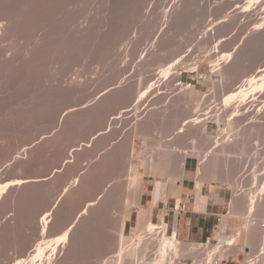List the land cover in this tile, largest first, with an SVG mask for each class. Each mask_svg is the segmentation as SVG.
Returning <instances> with one entry per match:
<instances>
[{"label":"rangeland","instance_id":"rangeland-1","mask_svg":"<svg viewBox=\"0 0 264 264\" xmlns=\"http://www.w3.org/2000/svg\"><path fill=\"white\" fill-rule=\"evenodd\" d=\"M0 1L5 2V4L10 3L9 5H12V6H15L17 3L19 4L18 0H14V1L13 0H0ZM12 1H13V4L11 3ZM168 2L169 0H118V1L117 0H110V1L108 0H105V1L104 0H79V1L78 0H49V2L48 0H46L44 1V4L47 3L48 6L44 5L45 6V8H43L44 10L47 7L51 6L52 9L51 8L46 9L47 12L50 13L54 10L53 12L56 13L58 11H61L62 20L66 18L65 21L60 20L61 22L59 24L61 26H59L60 28L57 27L58 28L57 31L59 32V29H61L62 31H60L56 36L58 38L57 39L58 41L56 42H58L59 44L57 43L51 46L50 54L40 53V56L34 58V54L32 53L30 56V52L32 48L33 49L35 48L34 47L35 41L39 33V30L35 28L34 26L30 25L29 22H26L28 23L29 27L28 26L25 27L27 25L25 23L24 24L25 26L22 27V30L19 29L17 30L18 32L15 31V33L14 32L9 33L7 34L8 37L6 36L2 38L3 41H1L0 43L1 44L0 50L2 51V49L4 48V52L2 51L3 54L1 53V56H0L1 58L0 62H2V59H3V64H0V184H1L0 186L4 187L3 189H5L4 190L5 192L7 183H8V187L10 188L11 184H16L15 179L18 180L17 182H21L25 184H23L24 186L23 185L17 186V187L15 186L16 188H13L11 190L12 192L11 191L9 192L10 195L7 194L6 196H4L5 199L4 197H1L0 199V264H13L15 260L21 259L27 256L29 253H31L37 240H39L43 236L44 237L54 236V234H57L61 232V230H64L65 227L74 218L76 212L79 211L83 207L84 202L92 196V190H89L90 192L89 191L84 192L83 190L81 191L79 189L76 190V192L73 191L62 199L58 208L55 209L53 216H52L53 213L51 212L52 214L45 213V214H42L41 217L39 218L40 214L43 211L47 210L49 207H52V205L58 199L61 189L67 180L68 171L64 173L60 178H54L47 182H38L36 180H39V179L41 180L42 177H44L55 166L60 165V163H62L64 158L68 156L69 148L73 144L86 139L90 135V133L93 132L95 129H100L104 127L106 125V120L104 119L106 118L107 114H111L113 112L120 113V115L122 113L125 114L129 110L128 109L129 104H131L132 101L135 99V98H132L135 96L134 95L135 93L133 92H135L136 87L135 89H133L134 86H138L137 84L143 83L142 81L145 82L149 80L152 76H153L152 78H154L155 71H158L159 67H161L162 69H165L167 65L169 66L174 65L176 68V71L179 73V76L177 77V81L174 82V84L181 81L180 82L181 87L184 88V86H186L185 88L187 90V86L189 85L192 88L193 91L190 94L189 96L190 99L188 101L190 102L192 100L194 106L200 107L201 109L200 112L203 114L201 119H207V121L212 120L211 122H207L208 123L207 125L209 127L208 132L211 135V137H216V138L221 137L219 136L221 129L219 128L218 123L216 122V119L218 118V116L216 117V113L218 114V112L219 114L221 112L223 117L225 116L223 112H226L225 113L226 115H229L233 112L241 114L239 118L233 121L232 125L229 126L227 124H223L224 130L226 129L232 130L233 133L238 131L241 124H245L247 122L257 121V120L258 121L262 120L261 122L264 121V92L257 93L256 95H250L244 101L242 106H238L239 103H236L227 110L224 109L225 107L222 108L220 104L221 97L226 92V90L228 91V89L224 88L223 85H225L226 87V84L224 81L222 82V84H220L221 78H223V74L217 71L219 68L223 67L227 63V62H224V60L223 62L221 60L219 61L218 59L220 56L219 52H225L229 50L235 44L239 43L242 37L244 38L246 36L247 40H245L244 43L240 42L239 44V46L241 45L239 49L244 50L246 46L248 45V42L250 43L253 40L252 39L251 41H249L252 37L250 36L251 28H253L255 24L261 20L262 17L264 18V10H261V13H259V5H254L251 8V11H248L243 16H237L235 12L237 13L238 12L240 13L241 11L243 12V10L246 9V6L248 7V4L251 2V0H183V1L171 0L169 2L170 4ZM176 7L178 8L176 9ZM179 7H181V9H184L185 11L181 10ZM173 8H175L178 13L180 10L183 11V12L180 11L181 14L183 13L186 16V17L183 16L184 18L182 17L181 21L180 20L178 21L179 22L177 23L178 25L174 23L176 22V20H174L175 19L174 16L176 15L175 13L177 12L175 11V9L173 10ZM63 9L65 12L63 11ZM47 12H45V14H47ZM166 15L168 16L166 17ZM169 15L171 16L168 19ZM219 17H220L219 19L220 21L218 20ZM73 19H75V22L73 21ZM224 19H226L227 21L224 22L225 21ZM238 19L240 20L238 21ZM149 20H150V23H149ZM220 22H223L221 26L218 25V23ZM91 24L92 26H90ZM84 25H85V28H84ZM145 25L146 27L148 26L150 27V29L148 30V32L150 33L149 35H148V32H146L147 29ZM225 25L226 27L230 26L232 29H230L228 33H225V35H223L222 30L225 27ZM75 28L77 31H75ZM83 29L89 30L88 33L90 32V34L88 35L86 39L82 41L79 35H81L80 33L81 31H83ZM145 33L147 34L144 35ZM158 36L160 38L159 39L160 42L158 45L160 47H158V53H157L160 55H156L158 58L154 57L155 58L154 59L152 57H149V58H146L144 62L142 63L139 62V58L137 57L140 56L143 50L145 51V48H148L155 40H157ZM59 37L61 38L60 40H59ZM253 37L255 36L253 35ZM6 43L9 45V47L7 46ZM79 44L82 45V47L79 46ZM76 46H77V49L75 48ZM137 49H139V51ZM246 49L243 55H246L247 54L246 51H249L248 47ZM252 49H251L252 52L249 51L251 54H249L248 52L249 55L247 54L246 56V57H249L251 55L249 57L250 59L248 58L250 61L246 62L247 64L249 63L248 66L245 67L246 71L238 72V75H239L238 82L236 81L238 85L236 84L237 85L235 86L236 88H239V86L245 83V81L248 78L252 76H258V75L264 74V59H263L264 58V42L260 46L252 48ZM242 50L237 51V53L239 52L242 53L243 52ZM136 52L138 54H136ZM9 55L11 56L9 57ZM119 55L120 56L122 55V56L120 57ZM237 56L238 54L235 55V59ZM4 58L6 61L4 60ZM150 58H152L153 60H151ZM45 61L47 64L45 63ZM127 61L129 62L130 66ZM157 61L159 63H157ZM12 64L13 65L15 64V65L13 66ZM139 64L140 66L138 67ZM143 64L146 65V67ZM147 64H148V68H147ZM10 66H12V72L9 71ZM31 68H34V69H31ZM143 68L144 70H142L141 72V69ZM150 68H151L150 70L151 72L149 71ZM153 68L155 69V71ZM136 70L137 71L139 70L138 72L140 73H138ZM27 72L29 73L27 74ZM127 72L132 73V76L130 75L132 78L128 76L127 78H125L126 80L124 79V81L126 82H123L122 84L123 88L121 87L120 89H118V92L121 89L122 91L119 92V94H117L118 92L116 93L119 96L117 98H115L116 95L115 97H113L115 99V100L113 99L115 102L112 101V98H111V101L112 103H114V105L110 103L105 108V110L100 111V112H103L102 118L101 117L96 118V116H94L95 117L94 118L92 116V117H89V119L87 118L88 119L87 120L86 116L88 114H85L84 112L88 113L89 112L87 111L88 109L93 108L92 110H94L96 107H98L100 105V100L97 101V99L98 98L100 99V97L104 95V92H106V90L112 88L111 85L115 84L118 80L119 81L123 80V77H125L124 75ZM218 73H221V75L220 74L218 75ZM127 75H129V73H127L126 76ZM118 77H120V79ZM12 80H14V82ZM170 82L168 81V85ZM174 84L169 85V86L173 89ZM180 86H178L177 88H174V90H171V89L166 90V91L163 90L164 92H167V94L164 92L163 94H166L165 96H168V98H166L164 95H162V97H165V99H170L172 97L171 96L172 93L175 94V95L172 94L173 95L172 98H174L176 95H177L176 96L177 98L182 97L185 94L184 92H186V90L185 88L183 90V88H181ZM49 87H51V90ZM129 89H132L133 92L130 90L131 91L130 94L131 93L133 94L129 95L128 93ZM123 91H126V92L124 93ZM168 92H170V94H168ZM204 92L206 94L208 93L207 97L205 98H203V94H202ZM185 95H187V93ZM93 98H96L95 101H97L93 105V107L90 106L87 108V110L86 109L83 111L81 110L82 112L80 111L75 114V115H79V119H80V120L78 119V121L80 122L79 125H77L78 123L76 122H74L76 123V125L74 123H71V118L70 119L67 118L64 122L63 127L62 126H61L62 128L60 127L59 123H61L60 119L62 117L61 116L62 114L65 115V113L69 112L72 108L79 106V105H82L83 107H85L84 105L90 102V100ZM159 99L156 98L152 101L151 104L155 103L154 105H151V104H150L151 106L150 105L146 106V104H143V105L145 107H148V109H157L160 103L162 104L161 106L163 107L164 105L165 106L167 105L166 101L164 100L162 101ZM134 101L135 102H133L132 104L136 105L137 100H134ZM157 101H162V102H157ZM14 105L16 106L14 107ZM32 106L35 108H33ZM123 106L124 108H121ZM137 108L139 110V108H141L140 105H138ZM144 108H141V109L148 110L147 108L146 109ZM118 109H119V112H118ZM120 109H123L122 112ZM124 109H128V110L125 112ZM132 109L134 110V112L137 111L136 106L135 108L132 107L130 110ZM133 110H132V113H133ZM142 110H141V115H139L140 111H138L139 113L138 112L136 114L134 113L136 116L138 114L137 117L139 119L134 114H133L134 116L132 114L129 115L128 114L129 111L126 113L128 117L130 116L128 119H121L122 121L116 119L114 122L115 132L113 131V134L111 136L112 137L117 136L114 138L118 139L123 136L124 127L126 129L131 128L125 131V139H128L131 136L132 131L134 130L135 126L137 125L135 124V122L136 123L141 122V121H137V119L140 120L141 116L147 113V111L142 113ZM82 113L83 115L85 114L84 115L85 119L83 118L84 120L81 119L82 117L80 118V116H83ZM204 114H205V117H204ZM120 115L117 114L115 118L117 117L119 118ZM214 115H215V118L212 117ZM131 116L135 118L133 119ZM209 117H210V120H209ZM205 123H206V120H205ZM254 124L251 123L250 125L253 126ZM234 135L236 136V134ZM254 136H252L251 138L248 137V140L247 138H245L243 143L239 142L242 146H238L239 143L237 144L236 142L235 146L237 147H234V148H237V149L233 150L234 149L233 148L232 151L228 154V156H226V158H222V159H225V162L229 160L228 167L224 165V168H227V169L229 168L228 170L231 171L230 174H233L235 177L234 180L235 179L237 180L238 178L237 180L238 183L236 182L237 192L235 193L234 191L235 189L234 190L231 189L233 190L231 191L232 194L233 193L236 194V196L234 194L232 203L230 205L231 209H230L229 216H232V217H235V216L237 217V215H240L239 213L237 214V212H239L238 208L240 206L244 207L242 202L244 198L246 197L245 196L246 194L249 195L250 193L251 195H253V193L254 194L258 193L257 191H259V189L262 190V188H264L262 187V185H264V174L259 176L257 180H255L254 178L256 175L260 173H264V133L262 131V133H259L255 137ZM135 139H136L135 147L139 151H142L143 149L145 150L146 143L142 142V139L140 137L135 138ZM244 144H247V145H244ZM120 150H121L120 154L122 155V151H123L122 148H120ZM244 150L245 152H243ZM239 151L241 154L239 153ZM88 152L93 153L94 150L82 151L80 155L81 156L87 155ZM142 152L145 154V151H142ZM248 153H250V155ZM189 155L192 159H197V156L193 152H190ZM125 157L123 158L122 156H118V157L111 159L110 162H108L107 164L108 166L110 164L109 169L112 168L111 170H114L116 172L117 170H120L123 166V163L125 162ZM256 159L258 161H256ZM134 161H135L134 166H137V163L139 162V160L134 159ZM223 162H224L223 160L222 162H220L221 167L218 165L219 167L217 168V170L225 172L226 169L223 168ZM252 162H254L253 163L254 165L252 164ZM107 165L106 163L100 164L99 166L101 167L100 173H102L103 170L106 171L105 169H107ZM239 165H242V166L240 167ZM246 168L248 170L247 174L245 172L247 171ZM72 170L73 168H71L70 171ZM243 174L244 175L246 174L248 176L245 175L246 177L245 176L241 177V175ZM249 174H251L250 175L251 177H249ZM239 177H241V179ZM29 178L31 179L33 178L32 181L33 182L36 181V183H33L31 179ZM35 178L37 179L35 180ZM251 178H254V180ZM19 179L24 180V182L20 181ZM11 181L13 183H9ZM29 181H30V184H29ZM123 183L124 182L116 184L114 187L116 190L114 188L111 190V192H115L117 191V189H119L118 191L119 193L110 192L111 193V194L109 193L110 197L108 196L107 198H105L106 201L102 200L103 205L101 203L100 206L98 205L94 207V209L90 211V214L84 215L80 219V223L77 225V229H75L76 231L73 232V235H72L73 239L71 238V241L68 244V247L66 249L68 250L67 253L65 252L66 254L62 255V257L60 255L59 258H57L58 260L54 259L52 264H58V263L59 264H100L106 256H109L111 254L115 255L114 252H116V254H119L121 249L127 247L132 242V241L130 242L131 238L132 240L135 239V235L137 237V235H144L145 231L148 232V229H149L148 227L150 225H155L158 228H164L165 227L164 225H167V227L164 228L165 230H168V232L165 233L166 235L165 237L167 239L173 238L172 236L173 230L177 231V228H175V226L172 224L173 216H170L169 214H167L164 209V202H163L164 200H162L161 204L159 205L152 201L153 203L150 205L144 204L143 206L141 205V207L140 206L137 207L135 206L138 203L136 199L137 197L136 198L132 197V196H135V194H133L134 192H132L133 191L132 188L131 187H129L130 189L124 188L123 186L126 184L125 183L123 184ZM44 185H45V188H44ZM2 187H0L1 189L0 192H3ZM129 193L130 194L132 193L131 197ZM21 194L23 195V197ZM121 195H123V197ZM262 197L263 196H261V198ZM129 198H132V199L134 198L135 200H133V202L136 201L135 202L136 204L133 202L132 204L129 203L132 200ZM233 200L235 201L233 202ZM258 200L260 201V203ZM15 201L18 203L16 204ZM257 201L259 204L256 206L257 207L256 214L254 213L255 215H253L254 217L252 216V218L255 220L256 223L259 224L261 221L259 218V215H262V212L264 211L263 210L264 203H262L264 202V200L261 201V199H257ZM5 202H7V204ZM9 202H10V205H9ZM110 206L112 209L110 208ZM16 207H19V208H16ZM149 209H152V214H149V212L146 211ZM235 212H236V215L234 214ZM49 215H51V218H53V220L49 217ZM245 216L246 215H244L243 218H245ZM47 219L52 220V221L50 220L51 222L49 221L51 224L48 222ZM256 219H259L260 221L258 222V220ZM39 220L41 224L40 228H39ZM45 220L47 221V223H45L46 222ZM262 220H264V218ZM42 224L50 225V226L48 225L50 227V229H48L49 232H46L47 229H44L46 233L42 231L43 229ZM258 224L256 226H258ZM39 230H40V233H39ZM223 231H225L223 221H220L218 223V227L216 229V233L213 238L215 240H212V244L209 246L208 249H206L205 246H202V243H205L206 241L199 242V243H187V242H183L182 240H180L177 236L178 242H180V244L182 243L183 244L182 248H184L182 249V252L181 251L180 252L183 254L185 252V254L183 255V258L184 256L185 258L183 259L182 254L179 252L178 254L179 256L177 257V260L181 261L182 264H197V263L205 264L207 261L206 258L207 257L210 258V252L214 248L220 249L221 248L220 246H222V250H224L225 248L226 249L228 248V249L227 250L225 249L226 251L224 250V252L220 249L222 253L220 252L219 254L217 252L218 255L216 253L214 255L216 256V259L219 258L218 260L220 264H258V263L263 264L264 263V260H263L264 258H262L263 256L253 258L252 255H250V254H254L255 251L257 253V249L260 248L259 242L256 246L255 243L253 245L250 244L251 243V240H249L250 238L249 239L244 238L240 240V237H237L235 235L236 232H232L229 238H223L224 236ZM235 236H236V241L234 245L231 246L229 249V247H227L226 244L229 241H232ZM251 246L253 247L251 248ZM254 247L256 249H254ZM187 254L190 255V257H188ZM125 264H133V262L128 259L126 260Z\"/></svg>","mask_w":264,"mask_h":264},{"label":"bare ground","instance_id":"bare-ground-1","mask_svg":"<svg viewBox=\"0 0 264 264\" xmlns=\"http://www.w3.org/2000/svg\"><path fill=\"white\" fill-rule=\"evenodd\" d=\"M14 1V0H13ZM13 1L11 2L12 4H13ZM44 1H46V0H18V2H19V4L17 5H15V6H12V5H9V4H5V2H3V1H0V43H1V41H3V39L2 38H4V37H6L7 36V34H9V33H12V32H14L15 33V31H17V30H19V29H21L22 30V27L23 26H25L24 24L26 23V22H29V24L30 25H32V26H34L35 28H37L38 30H39V33H38V35H37V37H36V41H35V48L33 49L32 48V50H31V52H30V56H31V54L33 53L34 54V58H36V57H38V56H40V53L42 54V53H45V54H50L51 52V46L54 44H57L58 42H56V41H58L57 39V34L60 32V31H62L61 29H59V32L57 31L58 30V28H60L59 26H61L59 23L61 22L60 20H62V17H61V15H62V13H61V11H58V12H47V10L46 9H50L51 8V6L50 7H47L45 10L43 9V8H45V6H48V4L46 3V4H44ZM79 1V0H78ZM105 1V0H104ZM108 1H110V0H108ZM118 1V0H117ZM171 0H169V2H170ZM181 1H183V0H181ZM48 2H49V0H48ZM135 2V1H134ZM168 2V3H169ZM176 2H178V1H176ZM188 2V1H187ZM110 3V2H109ZM125 3V2H124ZM180 3H182V2H180ZM51 4V3H50ZM63 4V3H62ZM65 4V3H64ZM170 4V3H169ZM184 4V3H183ZM213 4V3H212ZM45 5V6H44ZM68 5V4H67ZM81 5V4H80ZM82 5H84V4H82ZM102 5V4H101ZM106 5H107V3H106ZM105 5V6H106ZM132 5V4H131ZM143 5V4H142ZM144 5H146V4H144ZM174 5H176V4H174ZM254 5H259V13H261V10H264V0H251V2L248 4V7L246 6V9L245 10H243V12L241 11L240 13L238 12H235V14L237 15V16H243L245 13H247L248 11H251V8L254 6ZM44 6V7H43ZM77 6V5H76ZM133 6V5H132ZM180 6V5H179ZM183 6V5H182ZM222 6V5H221ZM69 7V6H68ZM71 7V6H70ZM101 7V6H100ZM114 7V6H113ZM134 7V6H133ZM166 7V6H165ZM189 7V6H188ZM77 8V7H76ZM138 8V7H137ZM178 7H176V9H177ZM180 9H181V7H179ZM187 8V7H186ZM185 8V9H186ZM52 9V8H51ZM101 9V8H100ZM175 8H173V10H174ZM176 9H175V11H176ZM179 9V10H180ZM188 9V8H187ZM194 9V8H193ZM109 10V9H108ZM129 10V9H128ZM165 10H166V8H165ZM181 10H183V11H185L184 9H181ZM180 10V11H181ZM197 10V9H196ZM49 11V10H48ZM51 11V10H50ZM57 11V10H56ZM63 11H64V9H63ZM71 11V10H70ZM80 11V10H79ZM99 11V10H98ZM97 11V12H98ZM151 11V10H150ZM163 11V10H162ZM168 11V10H167ZM166 11V12H167ZM170 11V10H169ZM179 11V13L177 12V13H175L176 15L174 16V20H176V22H174V23H179L178 21L180 20L181 21V19H182V17L183 16H185L183 13L181 14V12H183V11H181L180 12ZM192 11V10H191ZM45 12H47V14H45ZM65 12V11H64ZM113 12V11H112ZM142 12V11H141ZM165 12V11H164ZM174 12V11H173ZM69 13V12H68ZM117 13V12H116ZM120 13V12H119ZM161 13V12H160ZM168 13V12H167ZM185 13V12H184ZM254 13V12H253ZM258 13V14H259ZM65 14V13H64ZM148 14H149V12H148ZM157 14V13H156ZM156 14H155V16H156ZM191 14V13H190ZM249 14H251V13H249ZM47 16V18H46V16ZM68 15V14H67ZM97 15H98V13H97ZM104 15V14H103ZM116 15V14H115ZM114 15V16H115ZM173 15V14H172ZM45 16V17H44ZM64 16H66V15H64ZM63 16V17H64ZM149 16H151V15H149ZM168 15H166V17H167ZM170 16L171 15H169V17H168V19L170 18ZM188 16V15H187ZM100 17V16H99ZM112 17V16H111ZM146 17V16H145ZM152 17H153V15H152ZM186 17V16H185ZM233 17V16H232ZM72 18V17H71ZM87 18H88V16H87ZM95 18V17H94ZM138 18V17H137ZM149 18H151V17H149ZM160 18H161V16H160ZM163 18V17H162ZM184 18V17H183ZM234 18H235V16H234ZM263 18V17H262ZM261 18V20L260 21H258L256 24H255V26L253 27V28H251V34H250V36H252L253 37V35L255 36V37H251V39L249 40V41H251L252 39V41L249 43L248 42V45L246 46V48L248 47V49H249V51L250 52H252L251 51V49L252 48H255V47H258V46H260L263 42H264V18L262 19ZM66 19V18H65ZM65 19H63L62 21H65ZM111 19V18H110ZM173 19V18H172ZM220 19V17L218 18V20ZM232 19V18H231ZM79 20V19H78ZM90 20V19H89ZM104 20V19H103ZM141 20V19H140ZM155 20V19H154ZM159 20V19H158ZM166 20V19H165ZM225 21L224 22H226L227 20L226 19H224ZM240 19H238V21H239ZM69 21V20H68ZM73 21L75 22V19H73ZM72 21V22H73ZM92 21V20H91ZM95 21V20H94ZM109 21V20H108ZM115 21V20H114ZM145 21V20H144ZM152 21V20H151ZM161 21V20H160ZM220 21V20H219ZM222 21V20H221ZM231 21V20H230ZM235 21V20H234ZM249 21V20H248ZM31 22V23H30ZM70 22V21H69ZM97 22V21H96ZM104 22V21H103ZM119 22V21H118ZM146 22V21H145ZM153 22V21H152ZM158 22V21H157ZM169 22V21H168ZM65 23V22H64ZM77 23V22H76ZM93 23V22H92ZM135 23V22H134ZM149 23H150V20H149ZM159 23H161V22H159ZM158 23V24H159ZM223 22H220V23H218V25H220L221 26V24H222ZM229 23H231V22H229ZM27 25L25 26V27H27L28 26V23H26ZM142 24V23H141ZM171 24H172V22H171ZM175 24V25H176ZM235 24H237V23H235ZM246 24H247V22H246ZM63 25V24H62ZM72 25V24H71ZM80 25V24H79ZM78 25V26H79ZM103 25V24H102ZM147 25H149V24H147ZM169 25V24H168ZM178 25V24H177ZM184 25V24H183ZM224 25V24H223ZM228 25H230V24H228ZM227 25V26H228ZM242 25V24H241ZM66 26V25H65ZM90 26H92V24L90 25ZM101 26V25H100ZM106 26V25H105ZM143 26V25H142ZM29 27V26H28ZM58 27V28H57ZM75 27V26H74ZM80 27V26H79ZM87 27H88V25H87ZM145 27H146V25H145ZM157 27V26H156ZM172 27V26H171ZM177 27V26H176ZM175 27V28H176ZM62 28V27H61ZM84 28H85V25H84ZM90 28H92V27H90ZM89 28V29H90ZM94 28V27H93ZM103 28V27H102ZM132 28V27H131ZM166 28V27H165ZM170 28V27H169ZM221 28H223V27H221ZM26 29V28H25ZM25 29H23V30H25ZM28 29V28H27ZM34 29V28H33ZM66 29V28H65ZM133 29V28H132ZM146 29H147V31H146ZM146 29H145V31L146 32H148V30L150 29V27L148 26V27H146ZM178 29V28H177ZM176 29V30H177ZM230 29H232L230 26L229 27H226V25H225V27L223 28V30H222V34L223 35H225V33H228L229 32V30ZM29 30H31V29H29ZM63 30H64V28H63ZM101 30V29H100ZM141 30V29H140ZM219 30V29H218ZM217 30V31H218ZM66 31V30H65ZM70 31V30H69ZM75 31H77L76 30V28H75ZM88 31L89 30H87V29H83V31H81V35H79V37H80V39H82V41L84 40V39H86L87 37H88V35L90 34V32L88 33ZM94 31V30H93ZM157 31V30H156ZM155 31V32H156ZM168 31V30H167ZM18 32V31H17ZM72 32H73V30H72ZM92 32V31H91ZM154 32V33H155ZM213 32V31H212ZM216 32V31H215ZM221 32V31H220ZM14 33H13V35H14ZM69 33V32H68ZM76 33V32H75ZM96 33V32H95ZM125 33V32H124ZM142 33V32H141ZM157 33V32H156ZM67 34V33H66ZM70 34V33H69ZM147 33H145L144 35H146ZM150 33L148 32V35H149ZM213 34V33H212ZM216 34V33H215ZM71 35V34H70ZM77 35V34H76ZM147 35V36H148ZM164 35V34H163ZM210 35V34H209ZM12 36V35H11ZM32 36V35H31ZM59 36V35H58ZM125 36V35H124ZM171 36V35H170ZM8 37V36H7ZM66 37V36H65ZM90 37V36H89ZM134 37V36H133ZM136 37V36H135ZM137 37H139V36H137ZM142 37V36H141ZM160 37H161V35H160ZM209 37V36H208ZM158 39L157 40H155L148 48H145V51L143 50L142 52H141V54H140V56L139 57H137V58H139V62H144L145 61V59L146 58H149V57H152V58H156L157 56L156 55H160V54H157L158 53V47H160V46H158L159 45V36L157 37ZM163 38V37H162ZM18 39V38H17ZM21 39V38H20ZM61 38L59 37V40H60ZM80 39H78V40H80ZM123 39V38H122ZM121 39V40H122ZM132 39V38H131ZM76 40H77V38H76ZM163 40V39H162ZM245 40H247V37L245 36L244 38L242 37L241 38V40H240V42L241 43H244V41ZM23 41V40H22ZM68 41H70V40H68ZM75 41V40H74ZM86 41V40H85ZM90 41V40H89ZM141 41H142V39H141ZM9 42V41H8ZM11 42V41H10ZM72 42V41H71ZM88 42V41H87ZM92 42V41H91ZM96 42H97V40H96ZM95 42V43H96ZM209 42V41H208ZM240 42L239 43H237V44H235L232 48H230L229 50H227V51H225V52H219V54H220V56H219V61L221 60L222 62H223V60H224V62H227L223 67H221V68H219L217 71L218 72H221L222 74H223V78H221V83L220 84H222V82L224 81L225 82V84H226V87H225V85H223L224 86V88H226V89H228V91L226 90V92L223 94V96L221 97V102H220V104H221V106H222V108H224V109H229V108H231L234 104H236V103H239L238 104V106H242V104L244 103V101L250 96V95H256L257 93H261V92H264V88H263V86H264V74H261V75H258V76H252V77H250V78H248L246 81H245V83H243L241 86H239V88H236L235 86H237L238 84H237V82H238V72H243V71H246L245 69V67L246 66H248V64L246 63L247 61L249 62L250 60V56L249 57H246L247 56V54H248V52L249 51H246V55H243L244 54V51H245V49L244 50H242L243 52L242 53H237V51H241L239 48H240V46H239V44H240ZM4 43V42H3ZM17 43V42H16ZM20 43V42H19ZM65 43V42H64ZM73 43V42H72ZM79 43V42H78ZM80 43H82V42H80ZM84 43V42H83ZM90 43V42H89ZM94 43V42H93ZM172 43V42H171ZM7 44V43H6ZM5 44V45H6ZM12 44V43H11ZM15 44V43H14ZM21 44V43H20ZM19 44V45H20ZM59 44V43H58ZM63 44V43H62ZM110 44V43H109ZM133 44V43H132ZM168 44V43H167ZM210 44V43H209ZM1 45V44H0ZM4 45V44H3ZM16 45H18V44H16ZM65 45V44H64ZM74 45V44H73ZM93 45V44H92ZM213 45V44H212ZM215 45H217V44H215ZM228 45V44H227ZM244 45V44H243ZM7 46L9 47V45L7 44ZM60 46V45H59ZM79 46H81L82 47V45H80L79 44ZM95 46V45H94ZM110 46V45H109ZM209 46H211V45H209ZM27 47V46H26ZM71 47V46H70ZM73 47V46H72ZM98 47V46H97ZM137 47V46H136ZM217 47V46H216ZM11 48V47H10ZM14 48V47H13ZM55 48V47H54ZM76 49H77V46L75 47ZM135 48V47H134ZM165 48V47H164ZM24 49V48H23ZM22 49V50H23ZM62 49V48H61ZM84 49V48H83ZM117 49H119V48H117ZM218 49V48H217ZM64 50V49H63ZM93 50V49H92ZM138 51H139V49H137ZM247 50V49H246ZM253 50V49H252ZM2 51L4 52V48L2 49ZM2 51L0 50V56H1V53H2ZM7 51V50H6ZM115 51V50H114ZM137 51V52H138ZM159 51H160V49H159ZM163 51V50H162ZM196 51V50H195ZM218 51V50H217ZM19 52V51H18ZM26 52V51H25ZM53 52V51H52ZM61 52V51H60ZM64 52V51H63ZM65 52H66V50H65ZM112 52V51H111ZM129 52V51H128ZM135 52V51H134ZM136 52V54H138ZM249 52V54H251ZM11 53V52H10ZM20 53H22V52H20ZM27 53V52H26ZM26 53H24V54H26ZM29 53V52H28ZM70 53V52H69ZM102 53V52H101ZM3 54V53H2ZM58 54V53H57ZM67 54V53H66ZM73 54V53H72ZM104 54V53H103ZM121 54V53H120ZM236 54H238V56L236 57V59H235V55ZM248 54V55H249ZM6 55H7V53H6ZM18 55V54H17ZM59 55V54H58ZM69 55V54H68ZM74 55V54H73ZM118 55V54H117ZM11 55H9V57H10ZM16 56V55H15ZM22 56V55H21ZM26 56V55H25ZM24 56V57H25ZM28 56V55H27ZM33 56V55H32ZM44 56H46V55H44ZM48 56V55H47ZM120 56V55H119ZM122 56V55H121ZM120 56V57H121ZM14 57V56H13ZM49 57H50V55H49ZM93 57V56H92ZM104 57H106V56H104ZM162 57V56H161ZM7 58V57H6ZM27 58V57H26ZM55 58V57H54ZM57 58V57H56ZM70 58V57H69ZM152 58H150L151 60H153ZM154 58V59H155ZM158 58V57H157ZM216 58V57H215ZM249 58V59H248ZM9 59V58H8ZM7 59V60H8ZM114 59V58H113ZM149 59V60H150ZM264 59V58H263ZM0 60H1V58H0ZM4 60H5V58H4ZM12 60V59H11ZM10 60V61H11ZM31 60V59H30ZM69 60V59H68ZM122 60V59H121ZM163 60V59H162ZM212 60H214V59H212ZM6 61V60H5ZM10 61H9V63H10ZM15 61V60H14ZM20 61V60H19ZM36 61H37V59H36ZM41 61V60H40ZM60 61V60H59ZM73 61V60H72ZM155 61V60H154ZM128 62V61H127ZM126 62V63H127ZM134 62V61H133ZM156 62V61H155ZM161 62V61H160ZM259 62V61H258ZM6 63H8V62H6ZM14 63V62H13ZM21 63V62H20ZM30 63V62H29ZM34 63V62H33ZM32 63V64H33ZM45 63H46V61H45ZM57 63V62H56ZM66 63V62H65ZM119 63V62H118ZM147 63V62H146ZM152 63V62H151ZM157 63H159L158 61H157ZM157 63H156V65H157ZM0 64H3V59H2V62H0ZM42 64V63H41ZM47 64V63H46ZM64 64V63H63ZM128 64H129V62H128ZM131 64H133V63H131ZM149 64V63H148ZM148 64H147V68H148ZM224 64V63H223ZM9 65H11V64H9ZM13 65V64H12ZM15 65V64H14ZM13 65V66H14ZM17 65V64H16ZM39 65V64H38ZM53 65V64H52ZM56 65V64H55ZM124 65V64H123ZM127 65V64H126ZM144 65V64H143ZM167 65V64H166ZM252 65V64H251ZM26 66V65H25ZM29 66V65H28ZM129 66H130V64H129ZM140 66V64L138 65V67ZM145 67H146V65H144ZM169 65H167L166 66V68L165 69H162L161 67H159L158 68V71H155V69H154V71H155V76H154V78H150L149 80H147V81H142L143 83H140V84H137L138 86H134V88L133 89H135V87H136V89H138V90H136L135 89V92H133L132 91V89H129L128 90V93H129V95H131V94H133V93H135L133 96L134 97H132V98H135L134 100H137V104H146V106H148V105H150L152 102L151 101H153L154 99H159L160 97H161V99L163 98L162 97V95H166L167 94V92H164V91H166V90H174V88H177L178 86H180V82H178V83H175L174 84V82H176L177 81V77L179 76V73L176 71V68H175V66L173 65H171V66H169ZM194 66V65H193ZM254 66V65H253ZM3 67H4V65H3ZM2 67V68H3ZM48 67V66H47ZM57 67V66H56ZM66 67V66H65ZM123 67V66H122ZM137 67V66H136ZM150 67V66H149ZM157 67V66H156ZM196 67V66H195ZM6 68V67H5ZM124 68H125V66H124ZM255 68V67H254ZM10 70V72H12V66H10V68H9ZM21 69V68H20ZM31 69H34V68H31ZM41 69V68H40ZM50 69V68H49ZM64 69V68H63ZM138 69H140V68H138ZM146 69V68H145ZM6 70V69H5ZM142 70H144V68L143 69H141V72H142ZM151 70V68L149 69V71ZM195 70H196V68H195ZM44 71V70H43ZM49 71V70H48ZM112 71V70H111ZM137 71V70H136ZM139 71V70H138ZM137 71V72H138ZM149 71H148V73H149ZM2 72V71H1ZM55 72V71H54ZM132 72V71H131ZM131 72H127V73H129V75H127L126 76V74L127 73H125V77H123V80H121V81H117L115 84H113V85H111L112 86V88H110V89H108V90H106V92H104V95H102L101 97H100V99L98 98L97 100H100V104H104V106L103 107H105L106 105H109L110 103L111 104H113L114 105V103H112V101H114L115 99L113 98V97H115V95H116V97L115 98H117L119 95H117V94H119V92H121L122 91V89L118 92V89H120L123 85V82H126V81H124V79L125 78H127L128 76H132V73ZM134 72H135V70H134ZM151 72V71H150ZM29 72H27V74H28ZM138 73H140V72H138ZM221 73H218V75L220 74L221 75ZM9 74V73H8ZM56 74V73H55ZM134 74V73H133ZM144 74V73H143ZM4 75V74H3ZM26 75V74H25ZM57 75V74H56ZM115 75V74H114ZM140 75V74H139ZM146 75V74H145ZM9 76V75H8ZM11 76V75H10ZM28 76V75H27ZM26 76V77H27ZM119 76V75H118ZM130 76V77H131ZM143 76V75H142ZM147 76V75H146ZM150 76V75H149ZM7 77V76H6ZM115 77V76H114ZM145 77V76H144ZM4 78V77H3ZM16 78H18V77H16ZM59 78V77H58ZM119 79H120V77H118ZM132 78V77H131ZM130 78V79H131ZM146 78V77H145ZM144 78V79H145ZM22 79V78H21ZM25 79V78H24ZM31 79V78H30ZM176 79V80H175ZM48 80V79H47ZM56 80V79H55ZM73 80V79H72ZM117 80V79H116ZM126 80V79H125ZM129 80V79H128ZM154 80V81H153ZM172 80V81H171ZM175 80V81H174ZM3 81V80H2ZM13 82H14V80H12ZM21 81V80H20ZM77 81V80H76ZM168 81L170 82L169 83V85H172V84H174V87H173V89L168 85ZM237 81V82H236ZM24 82V81H23ZM26 82V81H25ZM52 82V81H51ZM65 82V81H64ZM64 82H63V84H64ZM114 82H115V80H114ZM139 82V81H138ZM213 82V81H212ZM72 83V82H71ZM10 84V83H9ZM78 84V83H77ZM76 84V85H77ZM80 84V83H79ZM127 84V83H126ZM133 84V83H132ZM237 84V85H236ZM58 85V84H57ZM69 85V84H68ZM75 85V86H76ZM260 85V86H259ZM26 86V85H25ZM48 86H50V85H48ZM214 86V85H213ZM222 86V85H221ZM64 87V86H63ZM85 87V86H84ZM128 87V86H127ZM181 87V86H180ZM186 86H184V88H185ZM236 89H235V88ZM15 88V87H14ZM50 88V90H51V87H49ZM56 88V87H55ZM123 88V87H122ZM181 88H183V87H181ZM184 88H183V90H184ZM223 88V87H222ZM261 88H263V89H261ZM35 89V88H34ZM37 89V88H36ZM59 89H60V87H59ZM64 89H66V88H64ZM125 89V88H124ZM180 89V88H179ZM55 90V89H54ZM133 92V93H131L130 94V92L131 91ZM164 90V91H163ZM185 90H186V88H185ZM3 91V90H2ZM43 91V90H42ZM41 91V92H42ZM53 91V90H52ZM192 88L188 85L187 86V90H186V92H184L185 94L187 93V95H183L182 97H174V98H172L173 97V95L172 94H174V93H172L171 94V98L173 99H165V97L166 98H168V96H165L164 97V101H166V103H167V107H169L171 104H172V106H174L175 105V107L176 106H179V109L176 107V108H174V109H177V110H179V112H180V110H182V107L183 108H185V109H191L190 111H188L187 112V114L189 113V112H191V114H189V116L186 118L185 116H181V117H183L184 119L186 118V120H185V122H184V124L182 125V126H178V127H180L179 128V130H177L176 129V131H178V137H181V136H187V139H189V140H197V138L198 137H200V136H202V135H207V133H208V130H209V127H208V123L207 122H211V121H207V119H201V117L203 116V114L200 112L201 111V109H200V107H198V106H194L193 107V109L192 108H190V107H188V106H186V104H188L189 103V96H190V94L192 93ZM225 91V90H224ZM9 92V91H8ZM37 92V91H36ZM68 92V91H67ZM118 92V93H117ZM124 93L126 92V91H123ZM163 92L164 93H166V94H163ZM13 93V92H12ZM26 93V92H25ZM32 93V92H31ZM60 93V92H59ZM117 93V94H116ZM19 94V93H18ZM62 94V93H61ZM123 94V93H122ZM121 94V95H122ZM127 94V93H126ZM168 94H170V93H168ZM203 94V98H205V97H207V94L204 92V93H202ZM120 95V96H121ZM175 95V94H174ZM72 97V96H71ZM130 97V96H129ZM75 98H77V97H75ZM111 98H112V101H111ZM154 98V99H153ZM94 99V101H95V99L96 98H93ZM93 99H91L90 101H92ZM109 99H110V101H109ZM114 99V100H113ZM35 100V99H34ZM103 100V101H102ZM117 100V99H116ZM132 101V103L133 102H135V101ZM160 100V99H159ZM162 100V101H163ZM255 100V99H254ZM162 101H157V102H162ZM62 102V101H61ZM115 102V101H114ZM42 103V102H41ZM89 103V102H88ZM117 103H119V102H117ZM132 103H131V105H132ZM40 104V103H39ZM53 104V103H52ZM59 104V103H58ZM116 104V103H115ZM136 104V105H137ZM155 103H153V104H151V105H154ZM134 105L135 104H133V107H134ZM135 105V106H136ZM150 105V106H151ZM181 105H183V106H181ZM16 105H14V107H15ZM39 106V105H38ZM44 106V105H43ZM96 106V105H95ZM100 106V105H99ZM98 106V107H99ZM165 106V105H164ZM185 106V107H184ZM33 107V106H32ZM93 107V106H92ZM102 107V106H101ZM125 107H127V106H125ZM145 107V106H144ZM144 107H141V108H144ZM164 108V109H168V108ZM181 107V108H180ZM186 107H188V108H186ZM192 107V106H191ZM2 108V107H1ZM33 108H35V107H33ZM82 108H84V107H82ZM121 108H124V106L123 107H121ZM135 108V107H134ZM141 108H139V110H138V108L136 107V109H137V111L136 112H134V110H133V113H132V110H130L129 108V110L128 109H124L125 110V112L127 111L128 112V114L129 115H133L134 113L136 114L138 111H140V114L139 115H141ZM148 109V107H145L144 109ZM173 108V107H172ZM171 108V109H172ZM219 108V107H218ZM9 109V108H8ZM93 109V108H92ZM92 109H88L87 110V108H86V110L87 111H89L88 113L87 112H84L85 114H88L87 116H86V119L88 118L89 119V117H92L93 115H94V113L96 114V113H99L101 110H103L104 108H102L101 110H98V108H96L97 110L96 111H93ZM100 109V108H99ZM141 109V110H140ZM169 109H170V107H169ZM24 110V109H23ZM31 110V109H30ZM75 110V109H74ZM79 110H81V109H79ZM85 110V109H84ZM90 110H92V111H90ZM95 110V109H94ZM113 110V109H112ZM121 110V112H122V110L123 109H120ZM149 111L150 110H153V109H148ZM148 110H142V113L143 112H146L147 111V113H145V115L146 114H148L149 113V111ZM233 110V109H232ZM12 111V110H11ZM29 111V110H28ZM70 111H73V110H70ZM69 111V112H70ZM77 111V110H76ZM83 111V110H82ZM81 111V112H82ZM163 111V110H162ZM169 111V110H168ZM184 111V110H183ZM193 111V112H192ZM217 111V110H216ZM19 112H21V111H19ZM26 112V111H25ZM92 112V113H91ZM118 112H119V110H118ZM126 112V113H127ZM151 112V111H150ZM153 112H154V110H153ZM153 112H151V113H153ZM170 112V111H169ZM172 112V111H171ZM178 112V111H177ZM178 112V113H179ZM186 112V111H185ZM185 112H180V115H184V113ZM201 114H200V113ZM222 112H223V110H222ZM126 113L124 114V113H122L123 115H126ZM139 113V112H138ZM156 113V112H155ZM155 113L154 114H152V115H155ZM166 113V112H165ZM174 113H175V111H174ZM173 113V114H174ZM224 113V117L222 116V113L220 112V114H219V112H218V114L216 113V117L218 116V118L216 119V122L218 123V126H219V128L221 129L220 131V134H219V136H221V137H219V138H216V137H210V139H211V141H212V144L210 145L211 147H208L210 150H206V148H207V146H206V148H205V151H206V153L204 152V150H202V151H200V152H203V153H205V155H200V163H199V165H198V174L200 173V172H202L201 171V168L203 167V165H206L207 163H208V165H210V167H212V169L213 168H218L219 166H220V162H222V160L224 161L223 162V168H224V165H226V167H228V165H229V160L228 161H226L225 162V159H222V158H226V156H228V154L232 151V149L234 148V147H237V146H235L236 145V142H237V144L239 143V142H241V143H243L244 142V140H245V138H247V140H248V137H252V136H256V135H258L259 133H262V131H263V133H264V124H263V122H261L262 120H260V121H250V122H247V123H245V124H241V126L239 127V129H238V131H236L235 133H233L232 132V130H224L223 129V124H227V125H232V123H233V121H235V119H237V118H239L240 117V115L241 114H238V113H236V112H233V113H231V114H229L228 112V114L229 115H226L225 113L226 112H223ZM4 114V113H3ZM6 114V113H5ZM66 114V113H65ZM76 114V113H75ZM84 114V115H85ZM100 114H101V112H100ZM120 115V113H116V115ZM120 115V117L118 118H115V119H117V120H120V121H122L121 119H123L124 118V116L123 115ZM134 114V115H135ZM164 114V113H163ZM166 114H169V113H166ZM166 114L165 115H162V112H161V114L158 112V115H162V116H164V117H167L166 116ZM210 114H212V113H210ZM73 115V114H72ZM80 115H81V113H80ZM82 115H83V113H82ZM80 116V118L82 119V120H84L85 119V116ZM99 115V114H98ZM133 115V116H134ZM145 115H142V116H145ZM151 115V114H150ZM150 115L148 116V117H150ZM151 115V117H153ZM7 116V115H6ZM24 116V115H23ZM27 116V115H26ZM62 117H61V119H60V121L62 122V120H63V117H64V115L62 114L61 115ZM126 116H128V115H126ZM133 116H131L132 118H133ZM136 116V115H135ZM137 116H138V114H137ZM136 116V117H137ZM141 116V117H142ZM176 117H177V114L175 115ZM187 116V115H186ZM34 117V116H33ZM72 117V116H71ZM94 117V116H93ZM98 117V116H97ZM100 117V116H99ZM140 117V116H139ZM158 117V116H157ZM169 117H171V115L169 116ZM204 117H205V114H204ZM208 117V116H207ZM212 117H214L215 118V115L214 116H212ZM259 117V116H258ZM2 118H3V116H2ZM67 118H69V117H67ZM73 118V117H72ZM84 118V119H83ZM95 118V117H94ZM114 118V117H113ZM135 118V117H134ZM133 118V119H134ZM138 118V117H137ZM136 118V119H137ZM156 118V117H155ZM182 118V119H183ZM254 118V117H253ZM29 119V118H28ZM65 119V118H64ZM78 119H79V115H77V117H75L74 116V119L71 121V122H76V123H78L77 125H79V121H78ZM87 119V120H88ZM139 119V118H138ZM137 119V121H139ZM146 119V118H145ZM164 119H166V118H164ZM179 119V118H178ZM181 119V118H180ZM259 119V118H258ZM260 119H262V118H260ZM4 120V119H3ZM80 120V119H79ZM81 120V121H82ZM105 120V119H104ZM147 120V119H146ZM146 120H144V121H146ZM148 120H152L151 118L150 119H148ZM147 120V121H148ZM154 120V119H153ZM167 120V119H166ZM205 120H206V123H205ZM209 120H210V117H209ZM255 120V119H254ZM78 121V122H77ZM93 121V120H92ZM96 121V120H95ZM99 121V120H98ZM114 121V120H113ZM127 121V120H126ZM157 121V120H156ZM162 121V120H161ZM176 121V120H175ZM181 121V120H180ZM204 121V122H203ZM64 122H65V120H64ZM64 122H62V123H64ZM115 122V121H114ZM150 122V121H149ZM24 123V122H23ZM76 123H74L75 125H76ZM122 123V122H121ZM120 123V124H121ZM128 123V122H127ZM129 123H130V121H129ZM146 123V122H145ZM145 123H141V124H143L142 126H140V128H137L136 129V131H135V128H134V130L133 131H135V134L134 135H142L143 136V132H144V128H145V126H144V124ZM151 123H153V122H151ZM150 123V124H151ZM156 123H158V122H156ZM179 123V122H178ZM251 123H256V124H254L253 126H251L250 124ZM60 124V123H59ZM135 124H137L136 122H135ZM154 124V123H153ZM152 124V125H153ZM182 124V123H181ZM7 125V124H6ZM64 125V124H63ZM112 125H114V124H112ZM146 125V124H145ZM163 125V124H162ZM166 125V124H165ZM81 126V125H80ZM97 126H98V124H97ZM137 126V125H136ZM135 126V127H136ZM149 126H151V125H149ZM148 126V127H149ZM248 127V129H247V127ZM249 126H250V128H249ZM66 127V126H65ZM71 127V126H70ZM165 127V126H164ZM177 127V128H178ZM234 127V126H233ZM237 127V128H238ZM13 128V127H12ZM146 128H147V125H146ZM166 128V127H165ZM236 128V129H237ZM246 128V129H245ZM11 129V128H10ZM57 129V128H56ZM59 129V128H58ZM68 129V128H67ZM148 129V128H147ZM174 129V128H173ZM6 130V129H5ZM72 130V129H71ZM76 130V129H75ZM87 130V129H86ZM113 130V129H112ZM129 130V129H128ZM146 130V129H145ZM149 130H150V128H149ZM163 130V129H162ZM161 130V131H162ZM169 130V129H168ZM234 130V129H233ZM81 131V130H80ZM114 131V130H113ZM155 131V130H154ZM175 131V130H174ZM173 131V132H174ZM69 132V131H68ZM115 132V131H114ZM151 132V131H150ZM173 132H172V134H173ZM2 133V132H1ZM15 133V132H14ZM23 133V132H22ZM25 133V132H24ZM95 133V132H94ZM134 133V132H133ZM146 133V136L148 135L147 133L148 132H145ZM168 133V135H169V132H167ZM19 134V133H18ZM64 134V133H63ZM116 134V133H115ZM150 134V133H149ZM175 134V133H174ZM173 134V135H174ZM234 134H236V136L234 135ZM99 135V134H98ZM108 135V134H107ZM128 135V134H127ZM131 135H133V134H131ZM168 135L166 134V139H167V137H168ZM61 136V135H60ZM91 136V135H90ZM104 136V135H103ZM102 136V137H103ZM106 136V135H105ZM144 136H145V134H144ZM176 137H177V135H175ZM254 136V137H255ZM12 137V136H11ZM97 137V136H96ZM114 137H117V136H114ZM132 137V136H131ZM134 137V136H133ZM172 136H170V140L171 139H173V138H171ZM175 137V138H176ZM208 136H206L205 138H207ZM4 138V137H3ZM89 138V137H88ZM105 138V137H104ZM174 138V141H176V139ZM69 139V138H68ZM78 139V138H77ZM107 139V138H106ZM131 139V138H130ZM165 139V138H164ZM180 138H178V140H179ZM76 140V139H75ZM102 140H103V138H102ZM182 140H184V139H182ZM202 140V139H201ZM208 140V139H207ZM250 140V139H249ZM111 141V140H110ZM123 141V140H122ZM203 141V140H202ZM97 142V141H96ZM99 142V141H98ZM117 142V141H116ZM129 143H132V139L131 140H129L128 141ZM164 142V141H163ZM162 142V143H163ZM173 142V141H172ZM172 142H170V143H172ZM183 142V141H182ZM184 142H186V140L184 141ZM201 142V141H200ZM205 142V141H204ZM209 142H210V140H209ZM209 142H207L206 143V145L209 143ZM246 142V141H245ZM250 142V141H249ZM46 143V142H45ZM53 143V142H52ZM107 143V142H106ZM114 143V142H113ZM122 143V142H121ZM134 143V142H133ZM161 143V142H160ZM191 143V142H190ZM195 143V142H194ZM193 143V141H192V143L191 144H194ZM203 143V142H202ZM247 143H248V141H247ZM102 144H104V143H102ZM164 144V143H163ZM165 144H167V143H165ZM164 144V145H165ZM173 144V143H172ZM178 144V143H177ZM176 144V145H177ZM184 144V143H183ZM185 144H187V142L185 143ZM184 144V145H185ZM188 144H189V142H188ZM187 144V145H188ZM197 144V143H196ZM85 145V144H84ZM88 145V144H87ZM106 145V144H105ZM118 145V144H117ZM159 145V144H158ZM161 145V147L160 148H162V144H160ZM164 145H163V148H164ZM170 146H171V144H169ZM176 145H173V147L174 146H176ZM179 145V144H178ZM187 145H186V147H187ZM199 145V144H198ZM198 145H196L197 147H198ZM203 145H205L204 143H203ZM203 145L201 144L199 147H203ZM209 145V144H208ZM244 145H247V144H244ZM36 146V145H35ZM91 146V145H90ZM103 146V145H102ZM132 146H133V144H132ZM132 146H130V147H132ZM170 146H168V149H171L170 148ZM180 146H182V145H180ZM180 146H178V147H180ZM238 146H242L240 143H239V145ZM89 147V146H88ZM95 147V146H94ZM105 147V146H104ZM114 147H116V146H114ZM157 147V146H156ZM166 147V146H165ZM177 147V146H176ZM177 147V149H179ZM184 147L185 146H183L182 148L184 149ZM185 147V148H186ZM192 147V146H191ZM195 148L194 149V151H196V149H198V148ZM205 147V146H204ZM93 148V147H92ZM158 148H159V146H158ZM162 148V149H163ZM193 148V147H192ZM242 148V147H241ZM81 149V148H80ZM79 149V150H80ZM99 149H101V148H99ZM107 149V148H106ZM155 149V148H154ZM162 149H161V151H162ZM167 148H164V150H168ZM173 149H175V147L174 148H172V150ZM176 149V150H177ZM182 149V151H181V148L179 149V150H177L176 151V153H177V155H181V153H180V151L181 152H183V153H187V152H184L185 151V149L183 150ZM201 149V148H200ZM199 149V150H200ZM203 149V148H202ZM235 149H237V148H234L233 150H235ZM238 149H239V147H238ZM5 150V149H4ZM67 150V149H66ZM75 150V149H74ZM133 150V149H132ZM156 150H157V148H156ZM160 150V149H159ZM159 150H157V151H159ZM163 150V151H164ZM171 150V151H172ZM110 151V150H109ZM119 151H121V150H117L116 152H115V154H117ZM134 151V150H133ZM162 151V152H163ZM169 151V150H168ZM189 151H190V149H189ZM193 151V152H194ZM114 152V151H113ZM132 152V151H131ZM156 152V151H155ZM165 152V151H164ZM198 152V151H197ZM199 152V153H200ZM236 152V151H235ZM242 152V151H241ZM243 152H245V150L243 151ZM135 153V152H134ZM147 153H149V152H147ZM171 153V152H170ZM169 153V154H170ZM196 153V152H195ZM202 153V154H203ZM233 153H234V151H233ZM239 153H240V151H239ZM133 154V153H132ZM159 154V153H158ZM161 154V153H160ZM168 154V152L166 151V154L165 155H163V154H161L162 155V157L161 156H159V155H157V152H156V155H157V157L155 156V157H153V158H157L158 159V157H161V159L163 158V156L165 157L166 155L168 156L169 155ZM174 154H175V150H174ZM197 154V153H196ZM241 154V153H240ZM249 155H250V153H248ZM73 155V154H72ZM141 155V154H140ZM145 155V154H144ZM148 155V154H147ZM147 155H145V156H147ZM153 155H155V154H153ZM152 155V156H153ZM234 155V154H233ZM247 155V154H246ZM85 156V155H84ZM137 156V155H136ZM135 156V157H136ZM138 156H139V153H138ZM144 156V157H145ZM149 156V155H148ZM152 156H149V157H151L150 158V162L152 161V160H154L155 161V159H152ZM171 156V155H170ZM174 155H172V157H169V158H174L173 157ZM182 156V155H181ZM201 156H202V158H201ZM33 157V156H32ZM118 157V156H117ZM142 157V156H141ZM179 158H180V156H178ZM182 157H186V156H182ZM181 157V158H182ZM236 157H238V156H236ZM249 157H251V156H249ZM166 158V157H165ZM169 158H166V161H167V159H168V161H169ZM246 158V157H245ZM98 159V158H97ZM139 159H140V157H139ZM152 159V160H151ZM156 159V160H157ZM176 159H177V157H176ZM222 159V160H221ZM234 159V158H233ZM244 159V158H243ZM248 159V158H247ZM255 159V158H254ZM19 160V159H18ZM131 160H132V156H131ZM141 160H143V159H141ZM140 160V161H141ZM147 160V159H146ZM160 160V159H159ZM159 160H158V162H159ZM172 160V159H171ZM171 160H170V163L169 164H171L172 165V162H171ZM174 160V159H173ZM180 160V159H179ZM179 160H178V164H179ZM185 161L187 160V159H184ZM235 160V159H234ZM260 160V159H259ZM128 161V160H127ZM144 161H145V158H144ZM149 161H147L148 163H149ZM154 161H152V162H154ZM161 161V160H160ZM166 161H164V162H166ZM181 161L182 160H180V165H181ZM232 161V160H231ZM256 161H258L257 159H256ZM68 162V161H67ZM85 162V161H84ZM91 162V161H90ZM103 162V161H102ZM110 162V161H109ZM146 162V163H147ZM158 162H156L158 165H156L155 164V162H154V165H156V167L155 168H157V166H159L160 164L158 163ZM164 162L162 163L163 164V166H164ZM173 162H176V161H173ZM240 162V161H239ZM242 162V161H241ZM255 162V161H254ZM254 162H252V164L254 163ZM262 162V161H261ZM87 163V162H86ZM98 163V162H97ZM145 163V162H144ZM145 163V164H146ZM167 163V162H166ZM177 163H175V164H177ZM182 163H183V161H182ZM237 163V162H236ZM257 163V162H256ZM91 164V163H90ZM144 164V166H145V168H146V165ZM153 164V163H152ZM174 164V165H175ZM185 163H183V165H184ZM187 164V163H186ZM231 164V163H230ZM243 164V163H242ZM25 165V164H24ZM75 165V164H74ZM84 165V164H83ZM86 165V164H85ZM97 165V164H96ZM125 165V164H124ZM151 165V164H150ZM219 165V166H218ZM254 165V164H253ZM109 166H110V164H109ZM114 166V165H113ZM143 167L144 168V166L143 165H140L139 167ZM148 166V168H150V166L149 165H147ZM166 166V165H165ZM168 166V165H167ZM207 166V165H206ZM232 166H234V165H232ZM240 167L242 166V165H239ZM28 167V166H27ZM82 167V166H81ZM138 167V168H139ZM141 167V168H142ZM151 167H152V169H153V165H151ZM172 167V166H171ZM180 167V166H179ZM221 167V166H220ZM238 167V166H237ZM239 167V168H240ZM253 167V166H252ZM255 167V166H254ZM164 168V169H163ZM162 169L163 170H167V168H165V167H163ZM168 168H169V166H168ZM183 168V167H182ZM209 168V167H208ZM230 168H231V166H230ZM243 168V167H242ZM245 168V167H244ZM112 169V168H111ZM152 169H151V172H152ZM159 170L161 169V168H158ZM173 169V168H172ZM175 169H177L176 167H175ZM179 169H181V168H179ZM178 169V170H179ZM204 169H205V167H204ZM224 169H226V170H228L227 168H224ZM78 170V169H77ZM98 170V169H97ZM137 170V177H132L133 179H134V182H135V178H141L142 176H140L139 174H138V169H136ZM169 170V169H168ZM182 170V169H181ZM181 170H180V172H178V173H181ZM202 170H203V168H202ZM225 170V171H226ZM244 170V169H243ZM246 170H247V168H246ZM40 171V170H39ZM94 171V170H93ZM104 171V170H103ZM102 171V172H103ZM108 171V170H107ZM114 171V170H113ZM118 171V170H117ZM155 171V170H154ZM162 171V170H161ZM177 171V170H176ZM204 171V170H203ZM210 171H212L211 169H210ZM217 171V170H216ZM261 171V170H260ZM21 172V171H20ZM133 172V171H132ZM134 172H136V171H134ZM133 172V174H135ZM158 172V170H156V173ZM164 172V171H163ZM218 172H219V170H218ZM228 172V171H227ZM229 172H231V171H229ZM243 172V171H242ZM246 172V174H247V172H248V170L247 171H245ZM257 172V171H256ZM255 172V173H256ZM85 173V172H84ZM153 173V172H152ZM159 173H160V171H159ZM164 173H167V171L166 172H164ZM177 173V172H176ZM207 173H208V171H207ZM233 173V172H232ZM250 173V172H249ZM254 173V174H255ZM86 174H88V173H86ZM106 174V173H105ZM162 175H163V173H161ZM201 174V173H200ZM215 174V173H214ZM226 174V173H225ZM238 174V173H237ZM245 174V175H246ZM262 174H264V173H260V174H258V175H256L254 178H255V180H257L258 179V177L259 176H261ZM167 175V174H166ZM170 176H171V173L169 174ZM179 175V174H178ZM183 175V174H182ZM211 173H210V177H211ZM244 174L243 175H241V177L243 176H245ZM251 174H249V177H251L250 176ZM106 176V175H105ZM146 176V175H145ZM154 176H155V173H154ZM169 176V177H170ZM217 176H218V174H217ZM227 176H230V178H231V180H232V182H233V179H232V177L233 178H235L234 177V175L232 174V177H231V175H229V174H227ZM246 176H248V175H246ZM245 176V177H246ZM126 177V176H125ZM157 177V176H156ZM160 177V176H159ZM164 177V176H163ZM182 177V176H181ZM225 177V176H224ZM241 177H239L240 179H241ZM75 178V177H74ZM116 178H117V176H116ZM130 178H131V175H130ZM130 178H128V179H130ZM139 178V179H140ZM203 178V177H202ZM218 178V177H217ZM229 178V179H230ZM254 178H251V179H253L254 180ZM29 179H31V178H29ZM33 179V178H32ZM32 179H31V181H32ZM37 178H35V180H36ZM76 179H78V178H76ZM133 179H131V180H133ZM142 179V178H141ZM229 179H227L228 180V182H231V180L229 181ZM246 179V178H245ZM20 180V179H19ZM28 180V179H27ZM40 180V179H39ZM39 180H36V181H39ZM79 180V179H78ZM78 180H76V182L78 183L79 181ZM83 180H84V178H83ZM101 180V179H100ZM175 180V179H174ZM207 180V178L205 179V181ZM237 180H238V178H237ZM237 180L235 179V181L233 182V185L231 186L230 185V187H231V189H235L234 191H235V193L237 192L236 191V182H237ZM250 180V179H249ZM252 180V181H253ZM14 181V180H13ZM15 181H16V184H11V186H10V188L8 187V183H7V187H6V191L4 192V190L5 189H3L4 187H2V186H0V187H2V191L4 192H0V199H1V197H4V196H6L7 194H9V192L13 189V188H16L17 186H22L23 184H25V183H21V182H17L18 180H16L15 179ZM20 181H23L24 182V180H20ZM25 181H26V179H25ZM35 181V182H36ZM97 181H98V179H97ZM122 181V180H121ZM128 181V180H127ZM140 182H141V180H139ZM143 181V180H142ZM209 181V180H208ZM240 181V180H239ZM245 181V180H244ZM28 182V181H27ZM33 182V181H32ZM31 182V183H32ZM129 182H132V181H129ZM139 182V184H138V182H137V184L135 183V185L133 184V183H129L128 185H129V187H131L132 188V190H130V191H132V192H134L133 194H135V196H132V197H137L136 199H137V202H138V199H141L140 198V196L138 195V194H140V193H142L141 192V190H140V188H139V190H140V192H138L139 190H138V185H141V183ZM219 182V181H218ZM242 182H243V180H242ZM255 182V181H254ZM258 182V181H257ZM9 183H13L12 181L11 182H9ZM34 183V182H33ZM32 183V184H33ZM74 183V182H73ZM85 183V182H84ZM117 183V182H116ZM125 183V182H124ZM123 183V184H124ZM211 183V182H210ZM226 183V182H225ZM238 183V182H237ZM27 184V183H26ZM29 184H30V181H29ZM96 184H98V183H96ZM107 184V183H106ZM111 184V183H110ZM239 184H240V182H239ZM1 185V184H0ZM28 185V184H27ZM39 185V184H38ZM128 185H127V187H128ZM16 186V187H15ZM24 186V185H23ZM84 186V185H83ZM113 186V185H112ZM119 186V185H118ZM209 186V185H208ZM237 186H238V184H237ZM260 186H261V184H260ZM69 187V186H68ZM126 187V186H125ZM141 187V186H140ZM242 187V186H241ZM240 187V188H241ZM262 187H264V185H262ZM44 188H45V185H44ZM88 189H89V187H87ZM91 188V187H90ZM104 188H106V187H104ZM239 188V187H238ZM43 189V188H42ZM111 189V188H110ZM115 189V188H114ZM1 190V189H0ZM15 190V189H14ZM106 190V189H105ZM116 190V189H115ZM233 190H231V191H233ZM67 191V189H65L64 190V192H66ZM103 191V190H102ZM119 191V189H117V191H115V192H118ZM12 192V191H11ZM41 192V191H40ZM85 192V191H84ZM87 192V191H86ZM90 192V191H89ZM107 192V191H106ZM115 192H111V193H115ZM121 192V191H120ZM124 192V191H123ZM258 193H256V194H254L253 193V195H251L250 193H249V195H245L246 197L244 198V200H243V205H244V207H239L238 208V210H239V212H237V214L239 213L240 215H237V217H238V220H239V223H238V226H237V230H236V236L237 237H240V240L241 239H244V238H250L249 240H251V243L250 244H256V246H257V244H258V242L260 243V248L259 249H257V253H256V251H255V253L254 254H250V255H252V257L253 258H257V257H260V256H263L262 258H264V220H262L264 217V211L262 212V215H259V218H260V220L259 219H256V220H258V222L260 221V225L258 224V223H256L255 222V220L252 218V216L253 215H255L256 214V209H257V205L260 203V201H259V203H258V201H257V199H261V201H263L264 200V188H262V190L261 189H259V191H257ZM102 193H104V191L102 192ZM110 193V194H111ZM119 193V192H118ZM200 193H202V192H200ZM200 193L199 192H197V194H198V196L200 197V196H202V194L200 195ZM234 193V194H235ZM25 194V193H24ZM35 194V193H34ZM40 194V193H39ZM65 194V193H64ZM109 194V195H110ZM132 194V193H131ZM131 194H130V197H131ZM10 195V194H9ZM8 195V196H9ZM22 195V194H21ZM27 195V194H26ZM78 195V194H77ZM104 195H107L106 193H104ZM128 195V194H127ZM137 195V196H136ZM141 195V194H140ZM19 196V195H18ZM35 196V195H34ZM74 196V195H73ZM115 196V195H114ZM113 196V197H114ZM122 197H123V195H121ZM129 196V195H128ZM139 196V197H138ZM235 196H236V194H235ZM261 196H263L262 198H261ZM22 197H23V195H22ZM29 197V196H28ZM62 197V196H61ZM64 197V196H63ZM98 197H100V196H98ZM102 197V196H101ZM108 197V196H107ZM110 197V196H109ZM112 197V198H113ZM8 198V197H7ZM39 198V197H38ZM125 198V197H124ZM4 199H5V197H4ZM24 199V198H23ZM115 199H117V198H115ZM123 199V198H122ZM126 199V198H125ZM124 199V200H125ZM129 199H132V198H129ZM20 200V199H19ZM33 200V199H32ZM43 200V199H42ZM71 200V199H70ZM99 200V199H98ZM101 200V199H100ZM102 200H103V198H102ZM104 200H105V198H104ZM111 200V199H110ZM114 200V199H113ZM133 200H135L134 198L131 200V204H132V202H133ZM235 200H237V199H235ZM235 200H233V202L235 201ZM3 201V200H2ZM5 201H7V200H5ZM28 201V200H27ZM66 201V200H65ZM76 201V200H75ZM94 201V200H93ZM106 201V200H105ZM108 201V200H107ZM115 201V200H114ZM256 201H257V203H256ZM16 202V201H15ZM57 202H59V199H58V201ZM86 202H87V200H86ZM96 202V201H95ZM100 202V201H99ZM117 202V201H116ZM136 202V201H135ZM135 202H133V203H135ZM6 204H7V202H5ZM18 202H16V204H17ZM93 203V202H92ZM102 203V205H103V202H101ZM105 203V202H104ZM107 203H109V202H107ZM130 203V202H129ZM236 203V202H235ZM262 203H264V202H262ZM13 204V203H12ZM20 204V203H19ZM37 204V203H36ZM58 204V203H57ZM96 203H93V204H90V205H88V206H84L85 208H83V209H81L82 210V212L80 213V215L82 216V215H88V214H90V211L92 210L91 209V206H93V205H95ZM136 204V203H135ZM9 205H10V202H9ZM54 205V204H53ZM134 205V204H133ZM237 205H239V204H237ZM240 205H242V204H240ZM65 206V205H64ZM100 206V205H99ZM109 206V205H108ZM115 206V205H114ZM131 206V205H130ZM135 206H140L138 203L135 205ZM234 206V205H233ZM96 207V206H95ZM262 207V206H261ZM16 208H19V207H16ZM22 208V207H21ZM110 208H111V206H110ZM260 208V207H259ZM9 209V208H8ZM94 209V208H93ZM102 209V208H101ZM112 209V208H111ZM235 209V208H234ZM4 210V209H3ZM264 210V209H263ZM9 211V210H8ZM17 211V210H16ZM95 211V210H94ZM103 211V210H102ZM105 211V210H104ZM233 211V210H232ZM11 212V211H10ZM99 212V211H98ZM53 213V212H52ZM52 213H50V214H52ZM96 213V212H95ZM102 213V212H101ZM255 213V214H254ZM79 214V213H78ZM97 214V213H96ZM100 214V213H99ZM106 214V213H105ZM152 214V213H151ZM232 214V213H231ZM235 215H236V212L234 213ZM259 214V213H258ZM257 214V215H258ZM53 215V214H52ZM93 215V214H92ZM230 215V214H229ZM244 215H246L245 216V218H243L244 217ZM16 216V215H15ZM99 216V215H98ZM101 216V215H100ZM260 216H262V217H260ZM17 217V216H16ZM49 217L51 218V215H49ZM236 217V218H237ZM254 217V216H253ZM256 217H258V216H256ZM76 218H78V217H76ZM10 219V218H9ZM52 220H53V218H51ZM50 219V220H51ZM79 219V220H78ZM78 219H74L73 221V223L72 224H68L69 226H67L64 230H62L61 231V233H57V234H54L55 236H43L42 238H40L39 240H37V242L35 243V246L33 247V250L31 251V253H29L27 256H25V257H23V258H21V259H17V260H15V262L13 263V264H52L53 263V260L54 259H57V258H59V256L61 255V257H62V255H64V254H66L67 253V251L68 250H66L67 249V247H68V244L70 243V241H71V238H72V235H73V232L74 231H76L75 229H77V225L80 223V218H78ZM48 220V219H47ZM50 220H48V222L50 221ZM51 220V221H52ZM254 220V221H253ZM46 221V220H45ZM50 221V222H51ZM49 222V223H50ZM45 223H47V221L45 222ZM51 224V223H50ZM54 224V223H53ZM52 224V225H53ZM86 224V223H85ZM167 224V223H166ZM258 224V226H256ZM49 225V224H48ZM48 225H45V224H42V226H43V229H42V231H44V229H47L46 230V232H48L49 230V226ZM165 226V227H164ZM163 227L164 228H166L167 227V225H164ZM45 227V228H44ZM53 227V226H52ZM57 227V226H56ZM149 229H148V232H144V235H137V237H136V235H135V239H133L132 240V238H131V240H130V244L127 246V247H125V248H123V249H121V251H120V253L119 254H116V252H114V254L115 255H113V254H111V255H109V256H106L104 259H103V261L100 263V264H125V262H126V260H131L132 262H133V264H182V262L181 261H179V260H177V257L179 256L178 254H179V252L181 251L182 252V249H184V248H182V243L180 244V242H178V239H177V232H176V230L174 231L173 230V233H172V236H173V238H171V239H167L165 236V233H167L168 232V230H165L164 228H158V227H156L155 225H150L149 227H148ZM161 229V230H160ZM81 230V229H80ZM79 230V231H80ZM262 231V232H261ZM45 232V231H44ZM45 232V233H46ZM87 233V232H86ZM95 234V233H94ZM79 235H80V233H79ZM236 236L234 237V239L232 240V241H229L227 244H226V246L227 247H229V249H230V247L231 246H233L234 245V243H235V241H236ZM75 238H76V236H75ZM74 238V239H75ZM79 238V237H78ZM255 238V239H254ZM73 239V238H72ZM254 239V240H253ZM75 242V241H74ZM247 243V242H246ZM249 244V243H248ZM249 244V245H250ZM191 246V245H190ZM255 246V247H256ZM202 247V246H201ZM200 247V248H201ZM221 248V250H222V246H220ZM225 247V246H224ZM224 247H223V249H224ZM253 246H251V248H252ZM254 247V249H256ZM186 248V247H185ZM200 248H198V249H200ZM193 249V248H192ZM197 249V250H198ZM203 249H205V248H203ZM219 248L217 249V248H214L211 252H210V258L209 257H207L206 259L208 260H213V254H217L218 255V253L220 254V252L222 253V251L224 252V250L226 249H224V250H220ZM228 249V248H227ZM226 249V250H227ZM244 249V248H243ZM191 250V249H190ZM220 250V251H219ZM225 250V251H226ZM196 251V250H195ZM228 251H230V250H228ZM232 251V250H231ZM240 251V250H239ZM66 252V253H65ZM180 252V253H181ZM218 252V253H217ZM244 252V251H243ZM186 253H187V251H186ZM196 253V252H195ZM227 253V252H226ZM247 253V252H246ZM251 253V252H250ZM182 254V258H183V255L185 254V252H184V254L183 253H181ZM190 254V253H189ZM198 254H199V252H198ZM197 254V255H198ZM188 255V254H187ZM186 255V256H187ZM192 255H193V253H192ZM222 255V254H221ZM66 256V255H65ZM209 256V255H208ZM226 256V255H225ZM188 257H190V255H188ZM193 257V256H192ZM191 257V258H192ZM220 257V256H219ZM66 258V257H65ZM65 258H64V260H65ZM181 258V257H180ZM184 258H185V256H184ZM183 258V259H184ZM219 259V258H218ZM58 260V259H57ZM62 260V259H61ZM264 260V259H263ZM263 260H261V261H263ZM60 262V261H59ZM198 262V261H197ZM262 263V262H261ZM59 264V263H58ZM198 264V263H197ZM259 264V263H258ZM264 264V263H263Z\"/></svg>","mask_w":264,"mask_h":264},{"label":"crops","instance_id":"crops-1","mask_svg":"<svg viewBox=\"0 0 264 264\" xmlns=\"http://www.w3.org/2000/svg\"><path fill=\"white\" fill-rule=\"evenodd\" d=\"M168 93H170V92H168ZM163 99H164V97L162 99L160 97V100H163ZM97 101H94V100L90 101L89 103L84 105L85 106L84 108H82L83 107L82 105H79V106H76V107L72 108L71 110H73V111L67 112L64 115L62 122H64V120H66L67 117H69V119L71 118V121H72L74 119V116L75 117L77 116V115H75V113L80 112L81 110H84V109H86V108H88L90 106H93ZM138 105H140V107L144 106L142 104H138ZM138 105H136V107H138ZM161 105L162 104L160 103L158 105L157 109H153L154 112H153V110H150L153 113H151L149 111L148 114H146L145 116L141 117V119L139 120L141 122L137 123V126L135 127V131H136L137 128H140V126L143 125L141 123H145L146 122L145 124L147 125L148 129L146 128V125L144 124L145 128H144L143 136L141 134L140 135H134L135 131H132V134H133V135H131L132 137L130 136L128 139H125V131L128 130V129H131V128H127L126 129L124 127V130H123L124 134H123L122 137H120L118 139H115L114 137H112L111 135L113 134V130H114V125H112V124H114V121L116 120L115 119L116 112H113L111 114H107V116L105 118L106 125L104 127L100 128V129H95L93 132L90 133L91 136L89 135L88 136L89 138L87 137L86 139L81 140L78 143L73 144L69 148L68 156L64 158L62 163H60V165H58V166H55L44 177H42V179L40 181H38V182H47V181H50V180H52L54 178H60L64 173H66L68 171L67 172V175H68L67 176V180H66L65 184L63 185V187L61 189V192H60V194L58 196L59 202H57L58 201V199H57L56 202L54 203V205H52V207H49L47 210L43 211L40 214L39 218L41 217L42 214H45V213L53 212V215H54V211H55V209L58 208V206H59L60 202L62 201V199L65 196L69 195L71 192H73V191L76 192V190H78V189L81 190V191L82 190L83 191L92 190V196L89 199H87V202L86 201L84 202V205H83V207L81 209L85 208L86 206H88L90 204L96 203L95 205L91 206V209L93 210V208L95 206H98V205L101 204L102 198L104 200V198H107V196H109V193L115 187L116 184L125 182L126 185H124L123 187L124 188H129V185H128L129 183H133L135 185V183L137 184V182L139 184V182H140L139 180H141V182H140L141 185H138V190L140 188V190L142 192V193H140L141 195L138 194L140 196V198H141V199H138V204L140 205V207H141V205L143 206L144 204L150 205L153 202L157 203L159 205V204H161L162 200H164L163 202L169 201L171 207L179 206L181 203H187V205H188V213L186 215H183V216L179 217V218H177V216H173V218H172V224L175 226V228H177V231H176L177 232V236L183 242L199 243V242H205L208 238H212L213 239L214 235L216 233V228L218 227V223L220 221H223V225H224V229H225V231H223L224 232L223 238H229L231 236L232 232H236V230H237L236 228L238 226L239 220L236 218V216L235 217L229 216L230 209H231L230 205L232 203V199H233V196H234V193L232 194L231 187H230V185L231 184L233 185V182L235 181L234 178L232 177V174H230L229 170H227L228 172H226V171L225 172H223V171H219L218 172L217 168H213L212 169V167H210V165H208V163L206 164L207 166L203 165L202 168H203L204 171L201 168L202 172H200L201 174L200 173L198 174V165L200 163V159L199 158H200V155H205L206 146H207L206 150H210L208 147H211L210 145L212 144V141L210 139L211 135L208 132L207 135H202V136L198 137L196 141L192 140L193 143L195 142L194 144H191L192 141L187 139V136L186 137L185 136L184 137L183 136L178 137V134H177L178 131H176V129L179 130L180 127H178V126H182L184 124L186 118L189 116V114H191V112H189L188 114H187V112L190 111L191 109L189 110V109H185V108L182 107V110H180V112L181 111L182 112L186 111V112L184 113V115L183 114L180 115L179 110L174 109L176 107L179 109V106L175 107V105L172 106V104H171L169 106L170 109H163L166 106L163 107ZM103 106H104V104H100V106L96 107V108H98V110H101L102 108H104L103 110H105V108L108 105H106L105 107H103ZM181 106H183V105H181ZM186 106H188V107L193 109L194 104H193L192 100L188 104H186ZM132 107H133V104L132 105L129 104L128 108L131 109ZM134 107H135V105H134ZM169 107H167V108H169ZM188 107H186V108H188ZM96 108L93 111H96L97 110ZM79 109H81V110H79ZM103 110H101V111H103ZM174 111H175V113H174ZM158 112L160 114L162 112V115H165L166 113H169V114H166L167 117H164L162 115H158ZM102 113L103 112H101V114H100V112L96 113V114L94 113L93 116H96V118H97V116L98 117L100 116L102 118ZM154 113H155V115H152ZM150 114L153 117H151ZM176 114H177V117L175 116ZM126 115L124 116L123 119H128L130 117V116L128 117ZM149 115H150V117H148ZM170 115H171V117H169ZM181 116H185L186 118L184 119ZM145 118L147 120L151 118L152 120H148L147 121ZM164 118H166L167 120L164 119ZM144 120H146V121H144ZM62 122L60 123V127L61 126L63 127L64 123H62ZM151 122H153L154 124L151 123ZM156 122H158V123H156ZM71 123H73V122H71ZM149 125H151V126H149ZM149 128H150V130H149ZM145 132H148L147 136H146ZM167 132H169V135H168ZM172 132H173V134L174 133L175 134L173 135ZM144 134H145V136H144ZM166 134L168 135L169 138H170V136H172L171 138H173V137L175 138L176 137L175 135H177V137H176L177 139L175 138L176 141H174V138L170 140L167 137V139H166ZM206 136H208V137L205 138ZM138 137H140L142 139V142L146 143V149L142 150V151H145V155L148 154L149 156H152L153 154H155V155L152 156V159H155L153 157H155V156L157 157V155L162 157L161 154L165 155L166 151H167L168 154L171 152L168 156L172 157V155H174L173 156L174 158H169L166 155L165 157L169 158V161H168V159L166 161V158L164 156H163L162 159H161V157H158V159L156 158L157 160L155 159V161L151 159L152 161L155 162L156 165H158L156 162H158L159 159L161 160V161L159 160V162H158L160 165L157 166V168H155L156 165H154V162H152V161L150 162L149 161L151 157H149L148 155L145 156L142 151H139L135 147V142H136L135 138H138ZM102 138H103V140H102ZM130 138L132 139V143L128 142L129 140H131ZM178 138H180V139L178 140ZM182 139H184V140H182ZM185 140H186L187 144L189 142L188 145L185 144L186 143V142H184ZM209 140H210V142H209ZM162 142L164 144L165 143H167V144L164 145ZM170 142H172L173 144L170 143ZM202 142L205 145H203ZM207 142H209L208 143L209 145L208 144L206 145ZM102 143H104V144H102ZM132 144H133V146H132ZM160 144H162V148H163V145H164V148H167V149H168V146H170L169 144H171L170 148L171 147L172 148L175 147V149H173V150H172V148L168 149L169 151L168 150H164V148L163 149L160 148L161 147ZM201 144L203 145V147L202 146L199 147ZM173 145H176L177 147L182 145V146L178 147L179 149L181 148V151L183 149L182 147L183 146L186 147V145H187L186 148L184 147V149H185L184 152H187V153H183V152L180 151L181 155L182 156L184 155L186 157H182L181 155H177V153L179 151L177 153H176V151L179 150V149H177L176 146L173 147ZM196 145H198V147ZM114 146H116V147H114ZM130 146H132V147H130ZM158 146H159V148H158ZM196 147L198 149H196V151H194V149ZM99 148H101V149H99ZM120 148H122V150H123L122 151V155L120 154V151L117 154H115V152L117 150H120ZM156 148H157V150H159V149L160 150L157 151ZM161 149H162V151L164 150L165 152L164 151L162 152ZM189 149H190V151H189ZM87 150H94V152L93 153L92 152H88L87 155H85V156H81L80 155L82 151H87ZM174 150H175V154H174ZM202 150H204L205 153L200 152ZM155 151L157 152V155H156ZM147 152H149V153H147ZM190 152H193L197 156V159H192L190 157V155H189ZM138 153H139V156H138ZM117 156H122L123 158L125 156L126 157H125V162L123 163L122 168L116 172V171H113V170L109 169L110 167L107 164H108V162L111 159H113V158H115ZM131 156H132V160H131ZM178 156H180V158ZM139 157H140V159H139ZM176 157H177V159H176ZM144 158H145V161H144ZM201 158H202V156H201ZM134 159H138L139 160V162L137 163V166H134V164H135L134 163L135 162ZM141 159H143V160H141ZM179 159L182 160L183 163H185V164L183 165V163L181 161V165H180V160ZM184 159H187V160L185 161ZM170 160L172 162V165L169 164ZM178 160H179V164L177 163ZM147 161H149V163ZM164 161H166L167 163L164 162ZM173 161H176V162H173ZM144 162L145 163L147 162L146 164L149 165L150 168H148V166ZM163 162H164V166L162 164ZM103 163H106L107 169H105L106 171H103L102 173H100V168L101 167H99V166H100V164H103ZM175 163H177V164H175ZM144 164L146 165V168H145ZM150 164L153 165V169H152ZM140 165H143L144 168L142 166H141L142 168L139 167ZM167 165L169 166V168H168ZM163 167L167 168V170H163L164 169ZM175 167L177 169H175ZM204 167H205V169H204ZM71 168H73L72 171H70ZM158 168H161V169L159 170ZM179 168H181L182 170L179 169ZM136 169H138V174L140 176H142L141 177L142 179L140 177H139L140 179L139 178H135V182H134L133 178L138 176ZM151 169H152L153 173L151 172ZM210 169L212 171H210ZM156 170H158L157 173H156ZM180 170H181V173H178V172H180ZM132 171L133 172L136 171V172H134L135 174H133ZM159 171H160V173H159ZM163 171L164 172L167 171V173H164ZM207 171H208V173H207ZM86 173H88V174H86ZM154 173H155V176H154ZM161 173H163V175ZM170 173H171V176L169 175ZM210 173L212 174L211 177H210ZM225 173L231 175V177L233 179V182H232L230 176H227V174H225ZM217 174H218V176H217ZM130 175H131V178H130ZM116 176H117V178H116ZM76 178H78L79 180L76 179ZM83 178H84V180H83ZM128 178H130V179H128ZM206 178H207V180L205 181ZM97 179H98V181H97ZM131 179H133V180H131ZM227 179H229V181L231 180V182H228ZM76 180H78L79 182L77 183ZM129 181H132V182H129ZM34 183H36V182H34ZM96 183H98V184H96ZM127 185H128V187H127ZM87 187H89V189ZM104 187H106V188H104ZM65 189H67L66 192H64ZM102 190L107 195H104V193H102L103 192ZM140 190L138 192H140ZM197 192H199V193L202 192V193H200V195L202 194V196L199 197ZM129 195H130V193H129ZM98 196H100V197H98ZM130 203H131V201H130ZM81 209L76 212L74 218L70 221L69 225L72 224L75 221L74 219H78V218L81 219L84 216V215H82V216L80 215V213L82 212ZM152 209H149V210H146V211H148L149 214H151L152 213ZM170 216H172V215L170 214ZM76 217H78V218H76ZM221 217L222 218L224 217L223 220H222ZM69 225H67V226H69ZM40 227H41V224H40V220H39V228ZM39 233H40V230H39ZM59 233H61V232H59Z\"/></svg>","mask_w":264,"mask_h":264},{"label":"built area","instance_id":"built-area-1","mask_svg":"<svg viewBox=\"0 0 264 264\" xmlns=\"http://www.w3.org/2000/svg\"><path fill=\"white\" fill-rule=\"evenodd\" d=\"M164 209L167 214H171L172 216H177V218L186 215L188 213V205L187 203H181L179 206L171 207L169 201L164 202ZM217 229V228H216ZM212 238H208L205 243H202V246H205L206 249L212 244ZM213 254V260H207L205 264H220L219 260L216 259V256Z\"/></svg>","mask_w":264,"mask_h":264}]
</instances>
